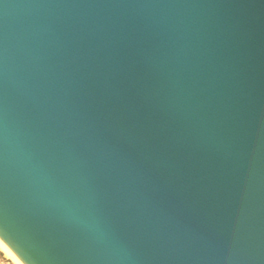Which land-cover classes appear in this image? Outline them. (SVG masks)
<instances>
[{"label":"water","instance_id":"water-1","mask_svg":"<svg viewBox=\"0 0 264 264\" xmlns=\"http://www.w3.org/2000/svg\"><path fill=\"white\" fill-rule=\"evenodd\" d=\"M0 238L264 264V0H0Z\"/></svg>","mask_w":264,"mask_h":264},{"label":"bare ground","instance_id":"bare-ground-1","mask_svg":"<svg viewBox=\"0 0 264 264\" xmlns=\"http://www.w3.org/2000/svg\"><path fill=\"white\" fill-rule=\"evenodd\" d=\"M0 250L7 256L14 264H24L15 253L3 242L0 238Z\"/></svg>","mask_w":264,"mask_h":264},{"label":"built area","instance_id":"built-area-1","mask_svg":"<svg viewBox=\"0 0 264 264\" xmlns=\"http://www.w3.org/2000/svg\"><path fill=\"white\" fill-rule=\"evenodd\" d=\"M0 264H13L11 259L6 257L1 251H0Z\"/></svg>","mask_w":264,"mask_h":264},{"label":"rangeland","instance_id":"rangeland-1","mask_svg":"<svg viewBox=\"0 0 264 264\" xmlns=\"http://www.w3.org/2000/svg\"><path fill=\"white\" fill-rule=\"evenodd\" d=\"M1 251V250H0ZM2 252V251H1ZM3 253V252H2ZM13 263V262H12ZM14 264V263H13Z\"/></svg>","mask_w":264,"mask_h":264}]
</instances>
